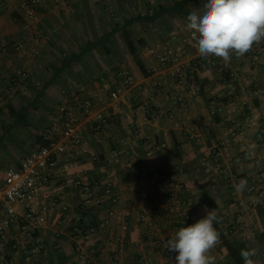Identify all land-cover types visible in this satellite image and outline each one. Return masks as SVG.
Listing matches in <instances>:
<instances>
[{
    "label": "crops",
    "instance_id": "obj_1",
    "mask_svg": "<svg viewBox=\"0 0 264 264\" xmlns=\"http://www.w3.org/2000/svg\"><path fill=\"white\" fill-rule=\"evenodd\" d=\"M192 1L195 6L187 3L179 9L176 4L181 0H41L37 6L39 54L32 56L13 46L22 31L18 0H0V50L6 55L0 61V87L17 70H25L29 80L35 75L53 78L48 85L70 80L93 104L89 112L73 110L81 144L61 154L52 169L42 197L44 222L28 234L26 222L3 212L0 201L6 240L0 264H106L111 258L119 264H175V254L157 249L155 242L170 239L174 230L201 219L205 206L215 209L220 218L214 225L220 243L211 253L216 264H233L225 241L245 249L259 248L261 256L256 259L264 264V203L260 189L252 186L257 170L251 161L257 157L264 162V52L256 66L246 56L233 55L227 70L220 69L221 58L199 56L184 24L187 15L201 9L206 0ZM110 6L114 18H124L112 23ZM135 16L146 18L128 28H135L144 40L138 55L147 74L129 68L132 60L125 52L119 63L98 53L93 57V49L60 69L70 50ZM167 46L186 49V60L195 66L193 92L169 77L168 62L162 65L160 56ZM116 64L128 69L131 82L118 76ZM118 87L114 100L110 93ZM215 101L220 102L219 109ZM15 108L22 113L26 109ZM153 108L162 112L154 120L148 114ZM5 112L10 113L8 106L0 102L1 118ZM96 113L101 115L100 122L95 120ZM21 120L15 122L12 116V121L0 124V180L8 164L17 165L40 144L41 131L31 137L16 133V125H28ZM96 124L99 128L94 129ZM25 144L34 148L27 149ZM216 152L223 162L242 164L233 177L225 178L214 168ZM154 171L161 174L159 179L151 177ZM241 181H246V187L238 190ZM175 182L181 188H173ZM104 188L110 195L100 198ZM88 191L98 200L81 206ZM238 200L249 203L248 212ZM170 205L179 208L172 214L173 225L167 227L162 213ZM10 206L23 211L16 203ZM143 210L146 216L141 219ZM236 218L245 223L243 231L229 228ZM92 226L96 232L89 231ZM31 249L34 252L25 259ZM79 249L88 262L79 257Z\"/></svg>",
    "mask_w": 264,
    "mask_h": 264
},
{
    "label": "built area",
    "instance_id": "obj_2",
    "mask_svg": "<svg viewBox=\"0 0 264 264\" xmlns=\"http://www.w3.org/2000/svg\"><path fill=\"white\" fill-rule=\"evenodd\" d=\"M41 0H18V6L20 13L23 17L22 21V31L20 36L15 40L13 46L14 48L23 55L37 56L39 54V49L37 45L41 40V32L38 28L39 16L37 13V6ZM3 8L0 6V11ZM108 13L114 16V12L111 6L108 9ZM188 38L194 41L191 34H188ZM185 41V40H184ZM195 44V41H194ZM2 42H0V46ZM264 52V43L259 46H254V48L245 54L250 60L251 66H256L261 53ZM186 49L183 46H167L163 55L160 56V61L162 65L166 62L170 64V74L169 77L178 83H185L188 86V91L193 92L196 86L194 65L191 66L186 60ZM5 52L0 50V61L5 59ZM220 69H229V64L225 67L223 61L221 60ZM16 76L10 77L7 84L0 87V94L9 93L14 88L21 84L23 80L29 77V73L25 70H17L15 72ZM118 75L123 78L126 82L132 81V75L126 69H120ZM18 80V82L16 81ZM20 87V86H19ZM120 87L110 93V97L114 100L118 98ZM183 94L178 95L177 100L182 101ZM68 107H60L55 113V121L50 127L46 128L41 132V142L38 147L22 157L17 165H8L2 171V178L0 180V201L2 202V210L6 212L12 219L17 222L25 223L27 225L26 232L31 234L35 228L39 227L44 222V203L42 197L44 195V188L50 181V174L52 169L57 163V159L61 154L66 152H72L79 148L81 144V134L78 130L76 124V118L74 116L73 110L80 109L84 112H89L92 108L91 100L83 96L81 93H71L69 97ZM216 109H219L220 102L215 101ZM161 110L158 108H153L149 110V118L154 120L160 117ZM57 118V120H56ZM95 120L97 122L101 121V115L99 113L95 114ZM94 129L99 128V124L93 126ZM191 131L189 132V134ZM115 154V152H114ZM213 166L219 171V173L225 178L233 177L234 171L242 167L241 163L234 162H223L221 161L219 152L213 154ZM252 164L256 168V174L253 179L254 187L259 188L260 199L264 203V162L260 158H253ZM154 179H159L161 174L154 171L151 174ZM173 188H181V184L175 182L172 184ZM109 189L104 188L100 198L103 196H109ZM94 200L91 191H88L82 198L81 206L97 201ZM111 201L115 202L116 198L111 197ZM11 203H16L23 208L22 212H17L13 210L10 206ZM238 205L240 208L248 212L250 209L249 203L243 200H238ZM65 206H63L64 208ZM178 205H170L163 210V224L164 226L170 227L173 225L172 214L178 211ZM176 210V211H175ZM146 216L145 210L140 214V218L144 219ZM126 225H123L125 228ZM231 230L243 231L246 225L240 218H236L229 226ZM5 222L0 220V251L6 248V240L4 237ZM90 232H96V227L92 226L89 228ZM159 240V239H158ZM168 238H162L160 241L155 242V247L159 250H166L165 243ZM117 241L119 239L117 238ZM94 245V242L91 243ZM34 249H31L25 255V259H28ZM79 257L86 260L87 258L83 249H79ZM106 264H119L117 259L111 258Z\"/></svg>",
    "mask_w": 264,
    "mask_h": 264
},
{
    "label": "clouds",
    "instance_id": "obj_3",
    "mask_svg": "<svg viewBox=\"0 0 264 264\" xmlns=\"http://www.w3.org/2000/svg\"><path fill=\"white\" fill-rule=\"evenodd\" d=\"M184 30L195 41L202 58H221L225 67L231 58L244 57L254 46L264 43V0H206L201 9L187 15ZM246 187V181L237 185ZM205 215L194 224L170 233L165 248L175 254V264H216L212 250L220 243L214 226L220 218L215 209L204 208ZM243 264H258L257 247L242 248Z\"/></svg>",
    "mask_w": 264,
    "mask_h": 264
},
{
    "label": "rangeland",
    "instance_id": "obj_4",
    "mask_svg": "<svg viewBox=\"0 0 264 264\" xmlns=\"http://www.w3.org/2000/svg\"><path fill=\"white\" fill-rule=\"evenodd\" d=\"M120 17L116 16V18H114V16H111L110 20L113 23L114 21L115 22L120 21L124 18L123 16L121 18ZM92 36L94 37V34ZM95 36H97V34ZM114 38L115 39L114 41H112L111 46L114 49L113 52L116 53L113 58L115 62V61H119L118 60L119 58H122V52L124 53V49L122 48L119 32L114 33ZM92 56L93 57L96 56L95 50L93 51ZM116 66L118 67L120 65L116 64L115 67ZM120 69L128 70L124 66H120L119 70ZM37 76L36 75L33 76V78L30 79L28 84L26 83V86L23 84V82H21V84L19 83L16 89L14 88L11 92L0 94V102H2V104L5 105V107L8 106L7 104L10 103L11 101L13 103V106L15 107L23 106L26 108L23 111V119L25 120V122H27L28 125L25 126L16 125V127L19 129L16 133L19 136L21 135L25 136L27 134L31 137L32 135H36L38 131L43 132L46 128L50 127L51 124H53V122L55 121L54 117L58 108L60 107L66 108L67 103L68 105L70 104L68 99L71 93L83 92V89H81V87L77 88L78 85H76V87L73 86L70 80H61L57 82L56 85L43 86V82L46 81L45 79L48 76H45L43 78L41 77L42 79H40L39 75ZM16 81L18 82V80ZM24 90H26V93L24 92ZM35 90H42V94L37 96ZM9 94H11V96H8ZM65 99L67 100V103L65 102ZM49 117L51 118V120ZM6 121H12V115L9 112L8 113L5 112L2 118L0 117V124H4ZM49 121L51 122L50 124H48ZM32 144L30 147H26L27 146L26 144L23 145V147L27 149H30L32 147L34 148Z\"/></svg>",
    "mask_w": 264,
    "mask_h": 264
},
{
    "label": "trees",
    "instance_id": "obj_5",
    "mask_svg": "<svg viewBox=\"0 0 264 264\" xmlns=\"http://www.w3.org/2000/svg\"><path fill=\"white\" fill-rule=\"evenodd\" d=\"M187 3H192V5L194 6L196 5L195 1L190 2V0H181V2L177 4L175 3V4L178 5L179 9H181L182 7L186 8L185 5ZM134 21H146V18L141 17V16H135L134 18L127 20L122 26L111 28L109 32H105L95 39L92 38L91 40L84 42V44L78 46L76 50H70L68 54L63 57L64 60H62L61 62L62 66H60L61 67L60 69L64 67H69L71 62L79 61L86 52H89L92 49L95 50L96 53H98L99 55L108 56L110 59L113 60L114 55L116 53L113 52L114 49L112 48L111 43L115 39L114 33L119 32L120 39H121L120 41L124 46V52L132 60V63H130L128 67L129 68L135 67L137 68L136 70H138L140 74H143V75L147 74L148 71L144 69L143 64L141 63V59L138 55V49L144 44V40L142 37H140L136 33L135 28H128V25H131ZM123 54L124 53L122 52V58H119L118 62H121V60L124 59ZM29 81H30L29 77H27V79L23 80L22 82L24 85H26V83L28 84ZM53 82H54L53 78H50L43 82V86L44 85L46 86ZM35 93L38 96L42 93V91L35 90ZM7 105H8V110L10 111V114L13 116V120L15 122H20V120L23 119L22 109L21 108L17 109L15 108V106L11 105L10 103H8ZM225 248H226L229 258L233 261V264H243V260L239 254L240 250L243 248L241 245H238L236 242H233V241H230V242L225 241Z\"/></svg>",
    "mask_w": 264,
    "mask_h": 264
}]
</instances>
